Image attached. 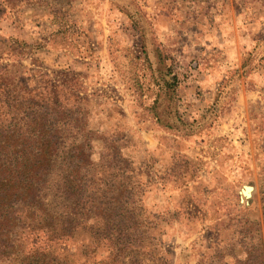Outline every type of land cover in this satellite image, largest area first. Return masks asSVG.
<instances>
[{"label":"rangeland","instance_id":"obj_1","mask_svg":"<svg viewBox=\"0 0 264 264\" xmlns=\"http://www.w3.org/2000/svg\"><path fill=\"white\" fill-rule=\"evenodd\" d=\"M1 39L19 42L1 65L82 108L95 160L117 140L169 264L239 255L244 231L264 242V0H0ZM10 233L0 264H35L44 244ZM83 239L52 244L48 263L92 262Z\"/></svg>","mask_w":264,"mask_h":264},{"label":"trees","instance_id":"obj_2","mask_svg":"<svg viewBox=\"0 0 264 264\" xmlns=\"http://www.w3.org/2000/svg\"><path fill=\"white\" fill-rule=\"evenodd\" d=\"M15 43L1 39L0 48ZM14 66L0 64V244L15 227L25 228L33 243L45 246L39 251L33 244L28 255H38L35 264H49L52 244L83 231L89 239L78 247L82 259H93L89 264H169L131 176L123 177L133 170L117 140L108 142L110 159L95 160L94 138L78 103L58 101L61 84L26 85ZM167 73L176 85L173 70ZM155 122L163 123L159 117ZM249 232L242 236L241 254L232 246L218 248L197 264H264V242ZM99 248L105 256L95 260Z\"/></svg>","mask_w":264,"mask_h":264},{"label":"water","instance_id":"obj_3","mask_svg":"<svg viewBox=\"0 0 264 264\" xmlns=\"http://www.w3.org/2000/svg\"><path fill=\"white\" fill-rule=\"evenodd\" d=\"M251 190H252V187L247 185L243 188L242 190V194L245 196V197H250L251 195Z\"/></svg>","mask_w":264,"mask_h":264}]
</instances>
